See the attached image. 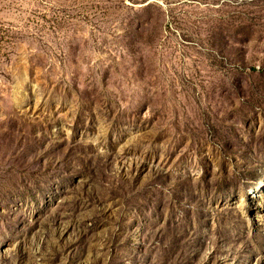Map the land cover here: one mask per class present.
I'll list each match as a JSON object with an SVG mask.
<instances>
[{
    "label": "rangeland",
    "instance_id": "rangeland-1",
    "mask_svg": "<svg viewBox=\"0 0 264 264\" xmlns=\"http://www.w3.org/2000/svg\"><path fill=\"white\" fill-rule=\"evenodd\" d=\"M0 264H264V0H0Z\"/></svg>",
    "mask_w": 264,
    "mask_h": 264
}]
</instances>
